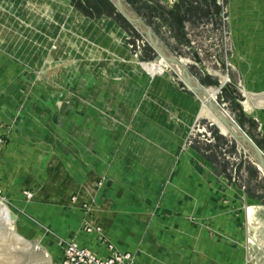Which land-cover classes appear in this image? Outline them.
Returning <instances> with one entry per match:
<instances>
[{
	"label": "rangeland",
	"instance_id": "1",
	"mask_svg": "<svg viewBox=\"0 0 264 264\" xmlns=\"http://www.w3.org/2000/svg\"><path fill=\"white\" fill-rule=\"evenodd\" d=\"M58 1L66 3L92 20L109 18L121 33L118 30L117 38L116 27L112 22L108 24L104 23L105 21L100 22L107 28H111L110 23L113 24L114 34L113 32L106 34L108 31L105 33L101 30V25L99 29H94L92 23L76 19L74 16L72 20H75L77 29L82 32L87 28L91 30L83 33L82 38L75 37L72 42L70 41L72 44L68 45L69 54L82 52L90 57L84 58L85 67L81 61L79 64L78 61H74L72 65L57 61L56 65L50 66L51 60L44 48L33 47L36 52L40 50L37 58H34L31 51L26 54L22 48L20 51L16 45L13 46L12 38L15 37L8 43L0 41V92L7 91L4 87H12L13 91L16 87L23 88V92L17 93L16 96L5 94L16 103L14 112L8 120L3 117L6 114L0 107V153L8 150L10 137L14 134L18 140H23L15 145L23 147L24 151L42 146L46 151L62 152L69 149L76 154V149H81V143L73 135L76 134V128L74 133L71 132L74 128L70 126L69 120L74 121V125H78L82 118L89 117L91 121L95 119L92 109L98 110L103 117L101 122L95 120V124L91 126L95 132L93 134L100 133L99 129H102L108 132L104 135L109 136L111 132L104 122L106 120L108 122V119L111 122H122L124 131L118 147L127 145L125 141L129 132L134 131L141 139L136 141V137L132 138L129 142L131 150H141L142 146L154 151H166L167 148L171 153L177 151L178 155L182 156L180 161L184 162L187 170L198 167L197 173L194 172L193 176L185 175L187 181L190 182L189 179L192 180L194 177L196 182L205 185L219 183L216 192L218 202L225 197L233 199L234 212L238 211L236 213L238 219L237 216L235 218L238 228L234 230L235 248L243 247V250H247L246 244L251 242L254 250H264V173L258 169V165L256 166L255 160L246 149L230 135L222 132L207 109H201L199 98L184 84L171 66L161 68L154 75L142 68L144 64L153 62L156 52L143 33L132 26L112 2ZM124 1L149 25L159 42L185 63L189 73L199 83L215 91V99L219 106L264 153V61L237 62L241 58L236 54L237 50L227 45V42H230L228 32L225 30L224 12L227 0ZM21 16L22 13L19 14V18ZM8 17L18 18L17 14ZM84 39L91 41L89 48L85 45ZM110 39H113L116 45ZM117 43L126 52L122 60L127 62L118 64L116 63L118 61H115L116 67L120 65V68H109L104 60L102 61L104 64L98 65V61L103 59V52L98 47L113 49L114 46L117 47ZM117 49L119 48H116V53L121 54L122 51ZM56 50L57 53L60 52L58 47L54 52ZM110 54L112 57L116 55L115 52H108L107 55ZM128 55L131 60L127 59ZM116 60L121 61V58ZM55 70L57 77L53 73ZM5 71L7 74L3 75ZM75 71L79 73L73 77ZM102 73L105 74L103 77ZM28 74L30 77L24 79L23 76ZM62 75H65V78H62ZM80 83H89V90L93 89L91 91L93 93L95 90L94 94L90 93L89 100L92 104L99 103V107L91 106L89 116L86 110H81L82 104L87 100L79 93L78 87H82ZM107 83L109 86L119 85L115 96L112 95V87H109L111 91L103 95L107 92ZM92 86H97L98 89ZM162 87L164 93L157 95L156 91L162 92L160 90ZM146 108L151 109H147L149 112H146L144 110ZM194 111L196 117L193 119L189 112ZM172 113L176 119L174 116H171L172 118L168 116ZM161 119L167 121H160ZM145 122H150L156 129L158 128L162 138L158 139L150 133L149 128L144 126ZM26 124L30 126L28 131L25 129ZM41 130L47 132V137ZM138 142H141L140 148L137 146ZM176 142L177 146L174 144ZM90 143L91 146L95 145L92 141ZM97 145L103 150L109 146L107 143ZM174 157L171 160L170 172L163 177V181L171 183L180 181L181 176H177L173 168L178 162L176 155ZM110 160L101 159L106 167ZM96 161H99V158L95 156L89 159L90 168L94 169ZM108 168L104 169L103 173L95 168L96 176L93 180L95 186H103L104 180L109 178L105 172L109 170ZM2 198H0V264H60L63 250L37 249L34 243L17 237L15 231L6 226L3 212L7 213V208L2 204ZM211 198L215 199L214 196ZM243 204L246 205L244 208Z\"/></svg>",
	"mask_w": 264,
	"mask_h": 264
},
{
	"label": "crops",
	"instance_id": "2",
	"mask_svg": "<svg viewBox=\"0 0 264 264\" xmlns=\"http://www.w3.org/2000/svg\"><path fill=\"white\" fill-rule=\"evenodd\" d=\"M15 14L17 21L8 17ZM224 14L225 30L230 41L227 45L237 50L236 54L241 57L237 62L263 63L264 0H227ZM74 16L92 23L94 29H99L102 21L114 24L107 17L87 18L58 0H0V41L8 43L15 37L12 38L13 46L16 45L20 51L22 48L26 54L31 51L34 58L40 50L36 52L33 47H42L49 54L50 66L56 65L57 61L65 65L81 61L85 67L84 58L90 57L82 52L69 54L68 51L69 41L84 35L73 25ZM113 24L110 23L111 28L114 30L116 27L118 38L120 29ZM111 33L109 30L106 34ZM83 41L89 48L91 41ZM61 44L65 46L61 47ZM57 47L60 49L58 53L57 50L54 52ZM115 47H98L103 52V59L98 61V65L104 64V60L107 67L120 68L115 64L127 62L122 60L126 52L117 43V50L122 51L118 54ZM108 52H115L116 55L112 57L107 55ZM120 58L121 61L116 60ZM127 59L131 60L129 55ZM53 73L57 77L56 70ZM78 73L75 71L72 76ZM6 74L7 71L3 75ZM30 74L23 78H29ZM104 75L102 73V77ZM80 84L79 93L87 101L79 105L89 116L91 106L99 107V103L92 104L89 100L90 93H95V90L94 93L91 92L93 89L89 90V83ZM112 85L106 86L107 92L103 95L113 89L111 92L115 96L119 85ZM4 88L7 91L0 92V107L6 114L3 117L8 120L14 112L15 101L5 94L16 96L23 92V88L16 87L15 91L12 87ZM93 88L98 89L97 86ZM156 92L157 95L164 93ZM147 109L151 108L144 110ZM195 111L189 112L193 119ZM92 112L95 119L91 121L89 117L82 118L78 125H74V121L69 120L74 128L71 132L74 133L76 128L73 135L81 143V149H76V154L69 149L46 151L42 146L24 151L23 147L15 145L23 140H18L14 134L10 137L8 150L0 153L1 198L7 208V213L2 211L3 220L17 237L34 243V247L40 250H63L67 242H76L101 257L130 252L133 264H264V250H254L251 242L246 244L247 250L235 248L234 230L238 228L235 220L236 216L238 219V211L234 212L233 199L225 197L218 202L216 192L219 183L205 185L196 182L194 177L187 181L185 175L193 176L198 167L193 168L194 171L187 170L177 151L171 153L168 148L166 151H154L142 146L141 150H131L129 142L132 138L136 137V141L141 139L134 131L129 132L125 141L127 145L118 147L124 131L122 122L108 119L104 122L111 134L104 135L108 132L102 129H99L100 133L93 134L91 126L95 120L101 122L103 116L98 110L92 109ZM168 116L176 119L174 113ZM144 126L156 138H162L152 123L145 122ZM29 128L26 124L25 129L28 131ZM41 132L47 135L46 131ZM91 141L95 145L91 146ZM95 142L109 146L103 150ZM174 144L177 146L178 142ZM175 155L178 162L173 168L177 176H181L180 181H163V177L170 172ZM94 156L99 161L92 169L88 162ZM101 159L112 161L106 167ZM95 168L100 173L107 168L110 170L105 171L109 178L104 180L103 186L93 184ZM248 210L251 213V209ZM9 211L15 214L14 221L8 219Z\"/></svg>",
	"mask_w": 264,
	"mask_h": 264
},
{
	"label": "water",
	"instance_id": "3",
	"mask_svg": "<svg viewBox=\"0 0 264 264\" xmlns=\"http://www.w3.org/2000/svg\"><path fill=\"white\" fill-rule=\"evenodd\" d=\"M115 6L117 11L135 28L139 29L145 36L148 43L155 50V58L162 56L169 63L178 66L182 70L181 80L184 84L197 96L203 95L215 117L226 127L230 133V137L237 141L250 156L255 160L256 166L259 165L264 172V153L255 144V142L241 129L237 122L225 115L219 108L215 97L212 96V90L203 86L193 77L187 70L185 63L179 60L176 56L165 55L159 48V40L149 25L135 13L124 0H109ZM221 87V86H220ZM259 169V168H258ZM9 220L14 221L16 216L12 211L8 212Z\"/></svg>",
	"mask_w": 264,
	"mask_h": 264
},
{
	"label": "built area",
	"instance_id": "4",
	"mask_svg": "<svg viewBox=\"0 0 264 264\" xmlns=\"http://www.w3.org/2000/svg\"><path fill=\"white\" fill-rule=\"evenodd\" d=\"M1 196L0 188V198ZM60 264H133V256L130 252H125L119 256L101 257L76 242H67Z\"/></svg>",
	"mask_w": 264,
	"mask_h": 264
},
{
	"label": "bare ground",
	"instance_id": "5",
	"mask_svg": "<svg viewBox=\"0 0 264 264\" xmlns=\"http://www.w3.org/2000/svg\"><path fill=\"white\" fill-rule=\"evenodd\" d=\"M104 23H106V24H108L109 22H104ZM73 25L74 26H76L77 27V24H76V22H75V20H73ZM101 30H103V31H109L110 30V32H113L114 33V30L112 29V28H107L105 25H103V23H102V25H101ZM89 31H91L90 29H86L85 31H83V33H86V32H89ZM72 42V41H71ZM70 41H69V43H68V45H71L72 43H71ZM76 45V44H75ZM65 46V45H64ZM159 48L161 49V51L165 54V55H169V56H171L172 54L161 44V43H159ZM87 50H88V48H87ZM88 53V52H87ZM173 56V55H172ZM180 60V59H179ZM182 61V60H181ZM183 62V61H182ZM184 63V62H183ZM83 65V64H82ZM171 66L176 72H177V74H178V76H179V78L181 79V74H182V70L178 67V66H175L174 64H172V63H169L167 60H165L162 56H159V58L158 59H156V58H154L153 59V62L152 63H149V64H144V67H142V68H144V70L147 72V73H149V74H151V75H154V74H156V72H158L161 68H163V67H165V66ZM148 74V75H149ZM210 90V89H209ZM211 92H213L212 93V96L213 97H215V91L214 90H212ZM199 100L201 101V109L202 108H205V109H207V111L212 115V117L214 118V121L219 125V127L221 128V130H222V132L225 134V135H230V133H229V131L226 129V127L215 117V115L212 113V111H211V109H210V107H209V105L207 104V101H206V99H205V97L203 96V95H200L199 97ZM219 108L221 109V111L225 114V115H227L229 118H231L226 112H225V110L221 107V106H219ZM199 116V113L197 114V117ZM232 119V118H231ZM258 168L261 170V168L259 167V165H258ZM262 171V170H261ZM263 172V171H262ZM264 173V172H263ZM259 207V206H258Z\"/></svg>",
	"mask_w": 264,
	"mask_h": 264
}]
</instances>
